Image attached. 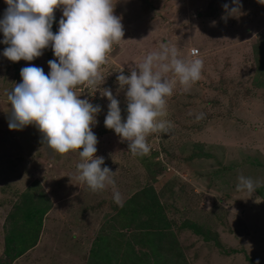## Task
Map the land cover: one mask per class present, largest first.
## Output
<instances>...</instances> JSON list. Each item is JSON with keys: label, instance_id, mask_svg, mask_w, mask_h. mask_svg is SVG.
<instances>
[{"label": "rangeland", "instance_id": "1", "mask_svg": "<svg viewBox=\"0 0 264 264\" xmlns=\"http://www.w3.org/2000/svg\"><path fill=\"white\" fill-rule=\"evenodd\" d=\"M112 2L124 36L100 66L103 80L74 91L101 108L91 126L95 155L104 158L102 168L116 172L120 204L111 185L93 192L76 179L77 152L53 154L35 125L9 129L6 94L21 82V69L34 65L48 74V61L56 58L49 46L33 61H9L0 32V264H88L97 247L109 251L110 261L102 264H264V4L239 0L240 12L232 16L223 7L232 0ZM6 8L0 0V18ZM62 15L61 6L53 33ZM162 44L185 60L201 59V76L187 91L176 83L167 115L159 118L171 127L149 134V153L134 157L128 142L105 127L109 101L97 89L112 91L126 120V88L117 76L129 75ZM240 175L259 182L254 194L237 191ZM154 201L167 237L128 251L124 244L138 225L154 229L143 210ZM27 203L46 209L36 241L6 261L4 237L21 224Z\"/></svg>", "mask_w": 264, "mask_h": 264}, {"label": "clouds", "instance_id": "2", "mask_svg": "<svg viewBox=\"0 0 264 264\" xmlns=\"http://www.w3.org/2000/svg\"><path fill=\"white\" fill-rule=\"evenodd\" d=\"M264 4V0H258ZM7 8L0 18V32L7 47L3 56L12 62L33 61L51 46L56 59L49 60L50 72L34 65L20 71L21 82L6 94L11 105L9 129L22 130L35 125L42 135V144L63 156L77 152L76 179L91 191L104 190L111 185L113 199L121 203L112 172L101 167L104 158L95 155L98 138L92 127L98 123L99 105L80 99L74 89L87 84L96 87L103 80L100 66L114 43L124 36L121 17L114 14L112 0H5ZM223 7L228 15H238L239 0ZM63 7L59 29L53 33L54 11ZM201 59L185 60L175 47L162 44L158 51L146 55L143 62L117 76L121 89L126 88L127 117L122 120L119 101L110 89L98 88L109 101L104 120L122 141L128 142V151L134 157H143L150 151L147 136L168 132L171 122L159 119L167 115V97L173 94L177 82L184 90L201 76ZM168 74H171L169 78ZM197 116V120L201 119ZM82 149V150H81ZM258 181L240 175L237 191L255 193ZM259 264V262H257Z\"/></svg>", "mask_w": 264, "mask_h": 264}, {"label": "trees", "instance_id": "3", "mask_svg": "<svg viewBox=\"0 0 264 264\" xmlns=\"http://www.w3.org/2000/svg\"><path fill=\"white\" fill-rule=\"evenodd\" d=\"M153 205L155 208L146 207L143 210L147 213L145 224L153 223L154 229L148 231L143 225H138V232L131 235L130 239L124 244L128 251H134V247L140 248L143 245L149 247L159 239L163 240L167 237V235L161 234L162 231L168 228L167 223L164 220H160L156 201H154ZM45 210L39 207H30L29 203L24 204V208L21 210V224L9 229L10 231L4 237L2 254L6 261H14L34 246L40 227V219ZM107 251L108 249L105 247H97V249L91 250L88 264H102L101 261H110L109 251ZM119 262L120 264H127L125 261ZM138 262L135 261V264H138Z\"/></svg>", "mask_w": 264, "mask_h": 264}, {"label": "built area", "instance_id": "4", "mask_svg": "<svg viewBox=\"0 0 264 264\" xmlns=\"http://www.w3.org/2000/svg\"><path fill=\"white\" fill-rule=\"evenodd\" d=\"M193 55H194V51L190 50V56H193Z\"/></svg>", "mask_w": 264, "mask_h": 264}, {"label": "crops", "instance_id": "5", "mask_svg": "<svg viewBox=\"0 0 264 264\" xmlns=\"http://www.w3.org/2000/svg\"><path fill=\"white\" fill-rule=\"evenodd\" d=\"M29 250V249H28ZM19 258V257H18Z\"/></svg>", "mask_w": 264, "mask_h": 264}]
</instances>
